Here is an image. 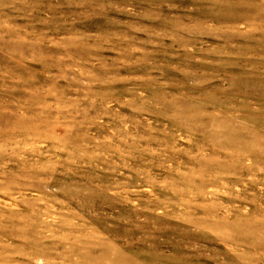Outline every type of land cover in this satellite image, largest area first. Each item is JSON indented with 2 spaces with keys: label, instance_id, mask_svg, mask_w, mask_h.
Wrapping results in <instances>:
<instances>
[{
  "label": "rangeland",
  "instance_id": "1",
  "mask_svg": "<svg viewBox=\"0 0 264 264\" xmlns=\"http://www.w3.org/2000/svg\"><path fill=\"white\" fill-rule=\"evenodd\" d=\"M0 264H264V0H0Z\"/></svg>",
  "mask_w": 264,
  "mask_h": 264
}]
</instances>
